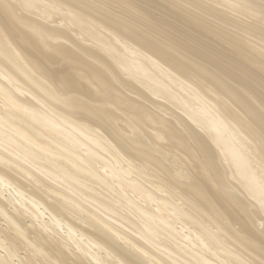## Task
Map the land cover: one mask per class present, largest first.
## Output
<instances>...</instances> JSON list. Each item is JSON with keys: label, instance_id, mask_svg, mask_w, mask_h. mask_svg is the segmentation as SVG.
I'll list each match as a JSON object with an SVG mask.
<instances>
[{"label": "bare ground", "instance_id": "obj_1", "mask_svg": "<svg viewBox=\"0 0 264 264\" xmlns=\"http://www.w3.org/2000/svg\"><path fill=\"white\" fill-rule=\"evenodd\" d=\"M104 1L241 89L81 0H0V264H264V0Z\"/></svg>", "mask_w": 264, "mask_h": 264}, {"label": "rangeland", "instance_id": "obj_2", "mask_svg": "<svg viewBox=\"0 0 264 264\" xmlns=\"http://www.w3.org/2000/svg\"><path fill=\"white\" fill-rule=\"evenodd\" d=\"M153 1H155L156 3L158 2L157 0H153ZM160 1H161V0H160ZM160 1H159V2H160ZM83 2H84V4H83ZM161 2H162V1H161ZM161 2H160V3H161ZM80 3H81L82 5H81V4H77V5L84 6V8H86L85 6H88V7H91V6H92L91 8H93V7L95 6V8H93V9H94V10H97V12H98V13H97V16H98L99 18H101V19H103V20H106V18H107V19L110 18L109 20H106V21H109L110 24L115 25V26H118V27L122 24L120 27L122 28V26H123V29H124V30L127 28V30H125V31L128 32L129 34H131L132 36H134L137 40H139V39L141 38L139 41H143V42H145V43L148 44V45H152V44H153L152 46H154V45L156 46V45H157V47L159 48L158 51H159V52H163V53H161V55L163 54V56L166 57V59L169 58L168 60H169L170 62H173V63H175V64H178V61H179L180 63H182V62L184 63V59H185V58H188V55L190 54V57H189L190 59H188V60L185 59V64L182 63V64L184 65L183 67L181 66V69H184L183 72L188 73V74L194 72V70H195L194 68H196V67H195V65L193 64V62H194V63H197V64H202V65L205 67L206 72H207V71H208V72H211V71H212V72H211V75H210V73H209V76H210L211 78H210L209 76L203 77L204 74H205V75H207V74H206V73H201L202 76L199 77V75H198V77H199V78L203 77V78L198 79V77H196V78H195L196 80H195L194 77H193L192 80H195V81H198V80H199L200 82H201V80H202V83H204V84L207 83V84H208V83H210V81H213V80H212V74L214 75V73H215L217 77L222 78L223 80H225L226 82H228V85H230L231 87H234V88H236L237 90L240 88V85H239V84L237 85V83H236L235 81L230 80V79L227 80L228 77L225 76V75H226V74H225V69H227V68L229 67L227 64H225L224 62H220V63L217 62V63L211 64V63H209V62L203 60V59H225L224 57H222V56L219 57V56H216V55L211 56V55H208V54H206V56L203 57V56L200 54L199 49H197L198 47H197V45L195 44V42L192 40V38H188V37L186 38V37H184V38H185V41H184V42H183V41L181 42V40H184V38H182L183 36L181 37V34H180L179 32H177L175 28H172V27H170V26H168V25L166 26L165 24H164L165 26H163V25H162L163 23H160V22L157 24V26L159 25V26H158L159 28H157L156 24H153V26H152L153 28H152V27H150L152 24H148V22H139V23H138V22H135V21H132V20L130 21L129 15H128L126 12L122 11V10H121L116 4H114V3H110V2L108 3L107 1H104V0H81ZM85 3H86V4H85ZM106 3H107L108 5H107ZM88 4H90L91 6H89ZM104 4H105L106 6H105ZM110 5H113L114 7L110 8V7H111ZM104 6H105V7H104ZM96 8H97V9H96ZM113 8H114V9H113ZM117 8H118V9H117ZM98 9H99L100 11H99ZM170 9H171V8H170ZM115 10H116V11H115ZM171 10H172V9H171ZM117 11L119 12V14L123 13L122 15H123L124 17H125V16H126V17L123 18L122 15H120V16H119V14L117 15V14H116ZM172 11H173V10H172ZM105 12H107V13H105ZM108 12H109V14H108ZM111 14H113V16H109V15H111ZM99 15H101V16H99ZM116 16H117V17H116ZM121 16H122V18H118V17H121ZM102 17H103V18H102ZM114 17L117 18V20H118V19H119V20L117 21ZM187 18H188V17H185V18H183V19L180 20V21H181L182 23H185V24H188V25L191 26V24H192V22H190L191 19H189V18L187 19ZM55 19H58V18H55ZM114 19H115V20H114ZM124 19H126V21H125ZM184 19H185V20H184ZM58 20H59V19H58ZM58 20L55 21V22L58 24V26H63L64 28H63V27H61V28L64 29V30H66L67 33L73 38V34L71 35V34L69 33V32H71V31H70L69 29H65L66 26H65L64 24H63V25H62V23L59 24V23H58ZM120 20H121V21H120ZM187 20H188V23H186ZM110 21H111V22H110ZM116 21H117V25L115 24ZM122 21H123L124 23H122ZM50 22H51L52 25L54 24V23H53L54 21H47L46 23H47L48 25H50V24H49ZM59 22H61V21L59 20ZM113 22H114V24H113ZM119 22H120V23H119ZM126 22H127L128 26H130L129 24H132L131 27H128V26L126 25ZM118 23H119L120 25H119ZM136 23H137V24H136ZM57 24H54L53 26L56 25V27H58ZM123 24H124V25H123ZM146 24H148V25H146ZM160 24H161L162 26H161ZM52 25H51V26H52ZM133 25H134V26H133ZM140 25H141V26H140ZM124 26H125V27H124ZM135 26H136V27H135ZM139 26H140V27H139ZM154 26H155V27H154ZM138 27H139V29H138ZM149 27H150V28H149ZM161 27H163V28H161ZM164 27H166V28H164ZM178 27H179V26H178ZM143 28H144V29H143ZM146 28H147V29H146ZM151 28H152V29H151ZM128 29H130V30L132 29V30H131V31H130V30L128 31ZM133 29H134V30H133ZM153 29H154V30L156 29L157 31H159L160 34L163 33V35H165L166 37L169 35V34H167V33H170L171 35H169L168 38H166L165 36L162 35L161 37H163V38H160V37L158 36V35H160L159 32L153 31ZM160 29H161V30H160ZM167 29H168V30H167ZM180 29H181V28L179 27V31H180ZM181 30H182V29H181ZM133 31H134L135 33H133ZM151 31H153V32H151ZM162 31H163V32H162ZM104 32H105V31H104ZM144 32H145V33H148V34L150 33L149 36H148V35L146 36V34H145ZM71 33H72V32H71ZM132 33H133V34H132ZM143 33H144L145 36H143ZM152 33H153V34H152ZM154 33L156 34V36H155ZM157 33H158V34H157ZM134 34H136L137 36H135ZM174 34H176V35H174ZM204 34L206 35V37L211 38L214 42L219 43L218 38L216 39V38L214 37V38H215V40H214V38H213L212 36H210L208 33L204 32ZM150 35H151V36H150ZM154 36H155V37H154ZM157 36L159 37V39H158ZM171 36H172V37H171ZM173 36H174V37L177 36V38H174ZM74 37H76V39L78 38L77 35H76V36L74 35ZM80 37L82 38V36H80ZM143 37H144V39H143ZM146 37H149V38H146ZM151 37H152V38H157L156 40H159V41H156L155 39H153V40L151 39V40H150ZM165 38H166V41L168 40V42L171 41V40H169V39H172V40H173V38H174L175 42H174V41H171L172 43H171V42L168 43V42L164 41ZM179 38H180V39H179ZM73 39L76 40L75 38H73ZM176 39H177V40H176ZM178 39H179V40H178ZM187 39H188V40H187ZM81 40H85V39L82 38ZM81 40L79 39V40H77V42H78V41H81ZM146 40H147V41H146ZM86 41H87V40H85L84 42L81 41V43H82V44L84 43V44H83L84 46H87L88 48H91V49H92L94 46H91V45H93V44H92V43H91V44H88V43H90V42H88V41L86 42ZM154 41L157 42V44H156ZM190 41H191V42H190ZM150 42H151V43H150ZM161 42H162V43H163V42L165 43V44H164V43L162 44V45H163L162 47H163L164 50L160 48ZM79 43H80V42H79ZM85 43H86V44H85ZM158 43H160V45H158ZM176 43H178V44H176ZM179 43H181V44H179ZM220 43H221V42H220ZM168 44H169V45H170V44L173 45V46L170 45L169 48L172 49V50H173V48H174L175 50H177V51H178L177 53H181V54L183 55V56L181 55L182 57H184V54L187 52V53H186L187 55L185 54V56H187V57H185V58H182V57H181V58H180V55L177 54L176 51H174V52H175V53H174L172 50H169V49L167 48V47H168V46H167ZM189 44H190V46H189ZM89 45H90V46H89ZM164 45L166 46L167 50H165L166 48H165ZM180 45H181V46H180ZM191 46H192V47H191ZM220 46H221L223 52H224V50L227 49V48H225V45L223 46V45L220 44ZM177 47H179L180 49L177 48ZM196 47H197V48H196ZM94 48H95V49H92V50H94L95 52L100 53V54L102 53V52L99 51V50L96 51V47H94ZM193 48H194V49H193ZM223 48H224V49H223ZM181 49H183V50L180 52ZM161 50H162V51H161ZM195 50H196V51H195ZM168 51H169V52H168ZM171 51H172V53H174V56H175V55H176V56L179 55V56L174 57L173 54L171 53ZM250 51H251V54H255V52L252 51L251 49H250ZM164 52H165V53H164ZM166 52H167V53H166ZM184 52H185V53H184ZM192 52H193V53H192ZM188 53H189V54H188ZM165 54H166V55H165ZM168 54H169L170 57L173 56L172 59L168 56ZM197 54H198V57H197ZM191 55H192L193 58L191 57ZM194 56H195L197 59H196V58L194 59ZM199 56L201 57V58H200V59H201L200 61H199ZM212 57H213V58H212ZM176 58H178V59H176ZM180 59H182L183 61L180 60ZM192 59H193L192 64L194 65V67H193V65H191L190 63H189V65H187V64H188L187 62H188V61L191 62ZM175 60H178V61H175ZM202 60H203V62H202ZM176 62H177V63H176ZM199 62H201V63H199ZM208 64H209V65H208ZM185 65H186V68H184ZM221 65H222V66H221ZM188 66H189V67H188ZM187 68L190 69L189 72H187V71H188ZM191 68H193L194 70L192 69V70H193V71H192ZM206 68H207V69H206ZM214 68H215V70L217 71L218 74H217L216 72H214L215 70H212V69H214ZM186 69H187V70H186ZM191 71H192V72H191ZM219 71H220V73L223 74V76H222V74L219 73ZM205 75H204V76H205ZM239 75L241 76V74H239ZM123 76H124V77H123ZM123 76L121 75V77H122L121 79H127V78H125V77H126L125 75H123ZM195 76H197V75H195ZM224 76H225V78H223ZM208 77H209V78H208ZM236 77H237V78H235V79L239 80L238 76H236ZM244 80H246L245 83L249 84L251 87L256 86L257 83L260 84L259 81H256V82H255V81H253L252 79H249V78L247 79L246 77H244ZM199 81H198V82H199ZM204 81H205V82H204ZM206 81H207V82H206ZM230 81H231L232 84L229 83ZM251 81H252V82H251ZM240 82H242V80H240ZM233 83H234V84H233ZM242 83H243V82H242ZM235 84H236V86H235ZM208 85H210V84H208ZM138 88L141 89V87H138ZM140 89H139V90H140ZM240 89H241V88H240ZM140 92H142L143 94L145 93V95L148 96V94H147L148 92L146 93V91H144L143 88L140 90ZM126 93H127V92H126ZM127 94L130 95V96H133L134 98H137V96H136L135 94L131 95L132 93H130V92H128ZM135 96H136V97H135ZM154 97H155V96H154ZM154 97H152L151 95L148 96V98H149L150 101H153V100L155 101V100H157V99H153ZM151 98H152V100H151ZM155 98H156V97H155ZM138 99L141 100V101L145 100V99H140V98H138ZM158 99H159V98H158ZM250 99H251V98H250ZM162 101H163L162 99H161V100L159 99V101L157 100V102H160V103H163V104H164L165 101H164V102H162ZM144 102H145V104L149 103V102H148V99H147V102H146V100L143 101V103H144ZM155 102H156V101H155ZM251 102H252V101H251ZM262 103L264 104V102H262ZM167 104H168V103L165 102V106H168L169 109L173 110V108H171L172 106L170 107V105H169V104L167 105ZM147 105H149V104H147ZM263 107H264V106H263ZM169 109L167 110V112H170ZM260 109H261V108H260ZM262 109H263V108H262ZM262 109H261V110H262ZM167 112L164 113L163 115H164V117H166L167 119H170L169 117H171V115H170V113H167ZM174 112L177 113V114H180V111H178V112H179V113H178L177 110H175V109H174ZM171 113H172V112H171ZM165 114H166V115H165ZM167 114H169V115H167ZM180 115H181V114H180ZM171 119H172V117H171ZM186 121L188 122V120H186ZM187 122H186V123H187ZM188 124H189V125H192V123H191L190 121L188 122ZM197 130H198V129H197ZM198 132H200V131H198ZM3 193H4V196H5V197H6V196L11 197V194L14 193V191L12 190L11 187H4V191H3ZM7 206H8V207H7ZM7 206H6L7 208H13L12 205L9 204V203L7 204ZM253 208H254V207H253ZM253 208H252V209H253ZM253 210H254V209H253ZM44 219H45V220L48 219V214H47V213L44 214ZM262 219H263V218H262ZM25 220H26V224H27V225H29V224H32V225H33L32 221H31L29 218H25ZM263 221H264V219H263ZM1 222H2V223H1ZM3 223H4L3 220L0 219V225H1L2 227L6 226V225L3 224ZM35 223H36V222H35ZM263 223H264V222H262L261 224L263 225ZM37 224H38V223H37ZM262 225H260V226H262ZM33 226H34V225H33ZM37 226H38V225H37ZM37 226H36V224H35L34 229H33V230L30 229V235L32 234V235L35 236L36 233H39V228H38ZM263 227H264V225H263ZM58 231H59L60 234L64 233V231H65V227L58 228ZM61 232H62V233H61ZM12 233H13V232H12ZM62 235H65V234H62ZM6 243L9 245V241H7ZM68 247H69V246H68ZM68 247H67V248H68ZM69 248L72 249L71 246H70ZM69 248H68V249H69ZM70 249H69V250H70ZM73 250H74V248H73L71 251H73ZM0 252L3 253V252H4L3 249H0ZM20 252H21V253H20ZM24 252H25L24 250H23V252H22V250H20L19 253H18V257H19V255L22 256V255L26 254V253H24ZM18 257H15V260H17ZM71 259L73 260V258H71ZM73 261H75V259H74ZM54 264H56V263H54Z\"/></svg>", "mask_w": 264, "mask_h": 264}]
</instances>
